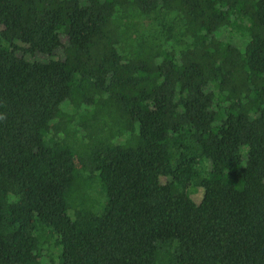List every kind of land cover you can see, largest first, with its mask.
<instances>
[{
  "label": "trees",
  "instance_id": "obj_1",
  "mask_svg": "<svg viewBox=\"0 0 264 264\" xmlns=\"http://www.w3.org/2000/svg\"><path fill=\"white\" fill-rule=\"evenodd\" d=\"M0 264H264V0H0Z\"/></svg>",
  "mask_w": 264,
  "mask_h": 264
},
{
  "label": "rangeland",
  "instance_id": "obj_2",
  "mask_svg": "<svg viewBox=\"0 0 264 264\" xmlns=\"http://www.w3.org/2000/svg\"><path fill=\"white\" fill-rule=\"evenodd\" d=\"M38 58H40L41 60L47 58L46 56L44 55H39L38 54ZM195 199L199 202L201 200V197H202V192L200 193H197L196 195H194Z\"/></svg>",
  "mask_w": 264,
  "mask_h": 264
},
{
  "label": "clouds",
  "instance_id": "obj_3",
  "mask_svg": "<svg viewBox=\"0 0 264 264\" xmlns=\"http://www.w3.org/2000/svg\"><path fill=\"white\" fill-rule=\"evenodd\" d=\"M10 203L18 202V198H13L9 201Z\"/></svg>",
  "mask_w": 264,
  "mask_h": 264
}]
</instances>
